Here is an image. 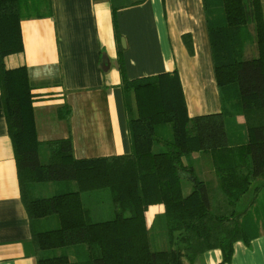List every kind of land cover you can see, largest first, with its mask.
<instances>
[{"label":"trees","instance_id":"1","mask_svg":"<svg viewBox=\"0 0 264 264\" xmlns=\"http://www.w3.org/2000/svg\"><path fill=\"white\" fill-rule=\"evenodd\" d=\"M204 6L221 113L190 117L176 70L129 80L122 61L131 153L77 159L70 136L45 143V164L28 70L8 68L7 58L24 52L21 21L52 17V2L0 0V87L37 264H195L215 249L229 264L235 244H249L264 229L262 0H204ZM254 40L258 56L248 58ZM238 115L248 140L231 145L228 119ZM195 153L210 172L205 179L184 163ZM184 178L192 183L189 193ZM54 182L77 190L35 195V185ZM101 190L110 191L114 216L98 222L82 194ZM154 205L165 207L169 250H152L146 214Z\"/></svg>","mask_w":264,"mask_h":264},{"label":"crops","instance_id":"2","mask_svg":"<svg viewBox=\"0 0 264 264\" xmlns=\"http://www.w3.org/2000/svg\"><path fill=\"white\" fill-rule=\"evenodd\" d=\"M51 2L52 17L21 21L24 52L7 58L8 68L28 70L38 139L44 145L41 155L45 143L70 136L77 159L131 153L122 61L129 80L176 70L190 117L222 112L204 0ZM262 5L264 12V0ZM246 56L256 58L257 47ZM66 106L71 109L70 122L64 117ZM246 130L242 116L228 119L229 143H246ZM191 157L201 161L198 153ZM200 167L197 176L205 179L210 172ZM190 191L189 187L186 193ZM164 213L163 205L151 206L148 227L154 228ZM222 260L221 250L215 249L195 264ZM0 264H37L1 87ZM229 264H264V229L249 244L237 242Z\"/></svg>","mask_w":264,"mask_h":264},{"label":"rangeland","instance_id":"3","mask_svg":"<svg viewBox=\"0 0 264 264\" xmlns=\"http://www.w3.org/2000/svg\"><path fill=\"white\" fill-rule=\"evenodd\" d=\"M256 47L255 40L254 42H250L247 46L246 53L250 52V50ZM44 152H42V161L43 163L48 162V150L43 148ZM193 158V157H191ZM190 157H185L184 163L188 164L191 160ZM193 166L198 171L201 167V161L193 158ZM184 190L187 192L188 188L192 189V183L189 179H183ZM70 189L71 191H76L77 187L76 184L68 183L65 184L64 182L60 183H46V184H37L35 185V195L39 198H50L56 194L64 192L65 190ZM83 203L84 206L87 207L92 214V217L95 221H104L110 220L114 216L113 204L111 193L109 190H101L95 192H86L83 193ZM55 224V222H53ZM151 244L153 251H163L169 250L170 244L168 239V232L166 226V218H159L156 222L154 228L151 230Z\"/></svg>","mask_w":264,"mask_h":264},{"label":"bare ground","instance_id":"4","mask_svg":"<svg viewBox=\"0 0 264 264\" xmlns=\"http://www.w3.org/2000/svg\"><path fill=\"white\" fill-rule=\"evenodd\" d=\"M247 131V130H246Z\"/></svg>","mask_w":264,"mask_h":264}]
</instances>
